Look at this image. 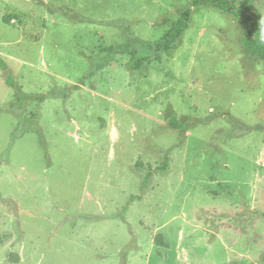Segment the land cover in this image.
Here are the masks:
<instances>
[{"label": "rangeland", "instance_id": "obj_1", "mask_svg": "<svg viewBox=\"0 0 264 264\" xmlns=\"http://www.w3.org/2000/svg\"><path fill=\"white\" fill-rule=\"evenodd\" d=\"M238 1L264 24V0ZM186 9L172 49L129 71L117 49ZM242 26L211 1L0 0L2 59L50 95L4 111L0 70V264H264V64ZM32 114L45 146L15 136ZM188 119L177 147L168 123Z\"/></svg>", "mask_w": 264, "mask_h": 264}, {"label": "trees", "instance_id": "obj_2", "mask_svg": "<svg viewBox=\"0 0 264 264\" xmlns=\"http://www.w3.org/2000/svg\"><path fill=\"white\" fill-rule=\"evenodd\" d=\"M211 1V3L218 9L223 11H231L236 17L241 18L242 20V44L245 49L252 53L264 64V24L259 21L258 13L253 10L248 4L241 3L238 0H192V6L197 7L200 3ZM191 17V10L186 9L180 16V19L177 23L167 31L161 39L157 42H146V41H134L129 42L124 46L119 47L117 50L120 54H127L130 56V59L127 63V68L129 71H137L141 66L150 62L155 58V60H160L162 54L168 53L175 42L181 38L183 33L188 28V24ZM5 24L9 23L10 20L6 17H3ZM0 70L2 71L1 77L4 81V84L13 89L14 91V100L11 104L3 106L4 111L14 110V111H25L33 103L44 101L50 97V95L42 94H26L23 92L22 88L14 81L13 77L9 72V68L6 62L2 59L0 55ZM62 98H67V93L62 95ZM2 110V109H1ZM192 120L188 119L187 122L181 123L177 120H171L168 123V127L172 130H175L179 134L178 146H182L185 142V134L191 128ZM33 130L39 136L41 143L45 146V141L42 137L41 128L38 127L37 115L32 114L31 116L24 119L22 122L21 128L15 134V136H21L24 131ZM169 158L166 156L163 164L159 167L161 172H166L168 168ZM151 175H148L145 178V182L141 186L142 193L144 192L146 182ZM142 199V196H131L129 201L122 210V213L116 216L115 219H120L125 221L123 214L127 211L128 206L135 200ZM155 244L157 247L167 248L163 237L158 235L155 238ZM14 263L19 262V257L13 255L11 257Z\"/></svg>", "mask_w": 264, "mask_h": 264}]
</instances>
